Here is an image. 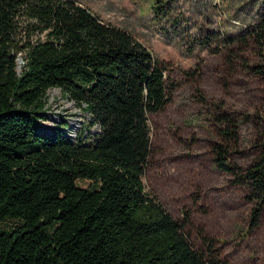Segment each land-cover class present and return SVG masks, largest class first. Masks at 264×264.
Masks as SVG:
<instances>
[{
  "label": "trees",
  "instance_id": "trees-1",
  "mask_svg": "<svg viewBox=\"0 0 264 264\" xmlns=\"http://www.w3.org/2000/svg\"><path fill=\"white\" fill-rule=\"evenodd\" d=\"M150 2L160 19L173 0ZM250 39L260 60L249 68L264 80V10L239 38ZM168 70L79 0H0V264H229L220 239L200 230L196 245L190 213L174 218L143 181L151 116L172 96ZM52 88L90 114L82 133L99 125L91 142L73 141L66 121L46 123ZM216 118L214 160L247 187L250 230L264 209V147L238 166V122Z\"/></svg>",
  "mask_w": 264,
  "mask_h": 264
},
{
  "label": "rangeland",
  "instance_id": "rangeland-1",
  "mask_svg": "<svg viewBox=\"0 0 264 264\" xmlns=\"http://www.w3.org/2000/svg\"><path fill=\"white\" fill-rule=\"evenodd\" d=\"M79 1L130 30L169 66L171 100L150 119L146 189L174 218L190 213L196 245H202L203 230L220 239L229 264H264V209L260 225L248 230L247 187L220 169L212 152L221 139L216 116L222 110L239 125V145L231 154L238 166L250 165L264 147V80L249 68L259 62L260 48L239 40L257 23L263 3L173 0L157 19L150 0ZM43 112L60 123L81 118L57 89L48 92Z\"/></svg>",
  "mask_w": 264,
  "mask_h": 264
},
{
  "label": "built area",
  "instance_id": "built-area-1",
  "mask_svg": "<svg viewBox=\"0 0 264 264\" xmlns=\"http://www.w3.org/2000/svg\"><path fill=\"white\" fill-rule=\"evenodd\" d=\"M52 89H57V88H52ZM51 90V89H50ZM49 90V91H50ZM59 90V89H57ZM48 91V92H49ZM48 94V93H47ZM70 103H72L74 105L75 108H77L75 106V104L70 101L68 98H66ZM47 102V100H46ZM46 102H45V105H46ZM77 110H79L77 108ZM80 114H81V118L79 121H76L74 119L72 120H67L66 123L63 125L64 129L66 130V133L71 137V139L73 141H77L80 139L84 140V142H91L93 140V138L95 137V135L100 131V127L97 123H94L91 127H90V131H91V134L88 133L87 130H85V133H82L81 130H82V126H83V122H84V118L87 117L89 118L90 117V114L89 113H83L79 110ZM48 120L46 121V123H48L49 125H57L59 124L60 122H57L55 119L53 118H47Z\"/></svg>",
  "mask_w": 264,
  "mask_h": 264
}]
</instances>
